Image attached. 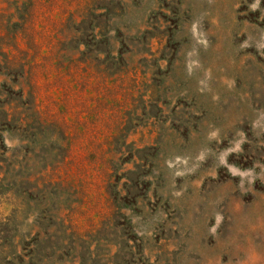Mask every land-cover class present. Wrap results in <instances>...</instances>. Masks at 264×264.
Instances as JSON below:
<instances>
[{
  "label": "rangeland",
  "instance_id": "374dc122",
  "mask_svg": "<svg viewBox=\"0 0 264 264\" xmlns=\"http://www.w3.org/2000/svg\"><path fill=\"white\" fill-rule=\"evenodd\" d=\"M0 264H264V0H0Z\"/></svg>",
  "mask_w": 264,
  "mask_h": 264
}]
</instances>
